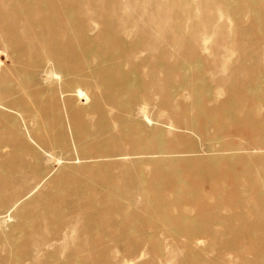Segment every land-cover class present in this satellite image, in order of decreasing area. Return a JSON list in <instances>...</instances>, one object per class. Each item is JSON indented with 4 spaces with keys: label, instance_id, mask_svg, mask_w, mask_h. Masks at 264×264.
<instances>
[{
    "label": "bare ground",
    "instance_id": "1",
    "mask_svg": "<svg viewBox=\"0 0 264 264\" xmlns=\"http://www.w3.org/2000/svg\"><path fill=\"white\" fill-rule=\"evenodd\" d=\"M115 1L0 0V6H4L0 7V186L16 171V161L25 156L34 159L33 165L40 163L39 153H48L53 163L69 161L56 153L66 145L69 133L68 137L84 151L113 144L121 152L117 147L122 144L133 156L155 159L133 165L139 187L137 212L141 210L148 223L139 220L138 227L130 232L131 217L124 216L116 226L137 236L145 234L146 227L151 237L158 238L149 250L164 256L167 264H264V186L260 187L264 184L260 181H264V121L249 118L248 113L236 108L259 100L255 94L264 93V86L245 84L247 97L240 95L242 89H229L226 100L218 105L212 85L202 81L203 68L184 60L178 62L177 58L171 67L162 63L159 54L168 42L163 35L158 40L149 39L152 46L157 44L150 48L145 44L148 34L134 21L123 13L108 14L105 11L109 8L96 7L99 3L113 6ZM243 1L248 11L239 0H228L226 6L236 21L238 36L246 30L240 22L243 13L249 15L254 32H258L255 28L259 19L264 18V0ZM126 2L136 5L143 15H148L149 8L161 10L156 2L146 6L138 5L137 0ZM150 24L156 27L153 20ZM169 25L165 18L163 28L170 31ZM124 30V37L116 35ZM182 42L180 38L176 43L179 51L185 50ZM138 53H145L142 64H155L149 80L137 72ZM214 81L212 78V84ZM137 84L142 86L141 91L134 88ZM176 87L186 91L176 92ZM54 89L65 93L60 103L47 98ZM147 89L156 91L157 98H147ZM232 101L235 107L226 109ZM61 105L65 107L63 113ZM49 118L59 123L52 126ZM18 121L26 122L39 153L22 138ZM152 122L175 131L149 127ZM209 126L211 134L205 129ZM176 131L194 133L195 137ZM238 132L260 138V146L252 149L256 156L250 157L247 152L236 157L237 152L250 151L232 144ZM55 133L62 140L49 138ZM236 165L241 166L243 174L235 178V187L230 179ZM255 165L260 168L255 169ZM149 166L157 170L147 181L140 170ZM50 175L42 176L36 186ZM27 195L10 198L8 211H15L17 202ZM11 212L0 218V227L11 220ZM151 217L158 222H151ZM162 237L169 240L160 241ZM206 238L214 241L198 243V239ZM163 243L185 249L176 260L170 249L163 254ZM201 244L216 245L211 260L204 257L203 249L194 247ZM225 253L231 256L225 257ZM57 264L78 261L70 256Z\"/></svg>",
    "mask_w": 264,
    "mask_h": 264
},
{
    "label": "rangeland",
    "instance_id": "2",
    "mask_svg": "<svg viewBox=\"0 0 264 264\" xmlns=\"http://www.w3.org/2000/svg\"><path fill=\"white\" fill-rule=\"evenodd\" d=\"M227 1L137 0L136 3L142 6L154 2L159 5L160 11L149 8L148 15H143L136 5H128L126 0H116L113 6L99 3L96 7L109 8L105 11L108 14L123 13L126 19L134 21L148 34L149 38L145 44L150 48L157 47V44L152 46L149 39L158 40L160 35H163L168 42L163 46L164 52L159 54L162 63L171 67V63L177 58L178 62L184 60L189 64L199 65L206 74L203 75L202 81L212 85V93L218 98L220 105L226 100L229 89L234 87L242 89L240 95L244 97L248 93L245 84L257 82L264 86V18L259 19V25L255 28L258 32H254L248 21L249 15L243 13L240 22L246 30L238 36L236 21L233 15L226 11ZM239 1L241 7L248 11L244 1ZM81 15L82 11L78 16ZM165 18L170 22L168 26L170 31L163 28ZM151 20L156 22V27H152ZM88 35L91 37V30H88ZM116 35L124 37L125 30ZM180 38L184 39L182 44H185V50L181 51L176 47ZM144 56L145 53H138L135 59L140 62ZM154 68V63L140 62L137 72L141 78L149 80ZM156 71L162 76L160 70ZM212 78L215 80L213 84ZM134 88L139 91L143 89L139 84ZM175 91L186 90L176 87ZM145 92L147 98L151 100L157 98L153 89H147ZM263 94L257 92L255 95L260 98L259 100L251 105L239 104L236 108L248 113L249 118L264 121V99H261ZM47 98H53L60 103L65 99V93L60 89H54L49 92ZM232 103L233 101L228 103L225 108L233 109L235 104ZM65 105L68 107L67 102ZM60 108L62 113L65 112V107L61 105ZM150 110L155 114L151 107ZM10 113L14 115L13 112ZM49 119L52 126L59 123L54 118ZM148 126L167 132L175 131L157 122H152ZM18 128L22 138L28 140L27 142L37 151L26 122L18 121ZM205 129L207 134H211L212 126ZM238 133V137L231 140L232 144L250 151L237 152L236 157L247 152H250V157L256 156L257 152L252 149L260 146V138L252 133ZM178 134L195 137L194 133L184 131H179ZM68 135L70 133L67 134L66 145L60 150L57 149L56 153L58 157L70 159L69 161L53 163L48 153L40 154L37 151L39 154L36 156L40 163L33 165L34 159L30 156L17 160L16 171H12L8 182L0 186V218L10 214L11 211H8L12 203L8 202L10 198L28 194L17 202L16 210L11 212V220L0 227V264H57V261L70 256H74L78 264H149L147 261L152 259L155 260L153 264H167L164 256L149 250L152 246L155 247L152 241L158 238L151 237L146 227L143 230L145 234L137 236L115 225V222L124 216L131 217L128 222L130 232L138 227L139 220L148 223L144 213L141 210L137 212L139 187L134 172L136 167L133 165L136 162L154 160L155 157L133 156L122 144L117 147L121 152L117 151L113 144H104L96 146L97 150L84 151L78 148L79 146ZM49 138L62 140L61 135L57 133ZM196 145L198 148L201 147L199 143ZM254 167L260 168L258 165ZM156 170L154 166H149L140 171L143 172L145 179L150 181V176ZM46 174L52 176L50 175L41 186H36L37 181ZM242 174L241 166L236 165L230 184L236 187L238 180L235 178ZM58 176H61L60 179L55 178ZM153 183L159 185L158 181ZM162 185L167 192L166 185ZM263 186L264 184H260V187ZM127 202H130L129 207L126 206ZM115 210L118 211L114 212ZM132 212L135 214L132 215ZM149 220L158 222L157 218L151 217ZM159 239L169 240L165 237ZM198 240L199 243L213 239ZM209 246L201 244L194 247L203 249L204 257L211 260L216 254L214 251L216 245ZM160 249L163 254L170 249L172 257L177 260L185 248L178 245L167 246L163 243ZM229 256H231L229 253H225V257Z\"/></svg>",
    "mask_w": 264,
    "mask_h": 264
}]
</instances>
